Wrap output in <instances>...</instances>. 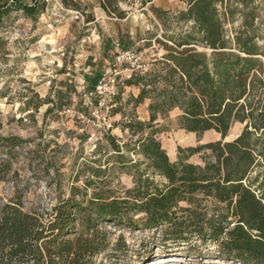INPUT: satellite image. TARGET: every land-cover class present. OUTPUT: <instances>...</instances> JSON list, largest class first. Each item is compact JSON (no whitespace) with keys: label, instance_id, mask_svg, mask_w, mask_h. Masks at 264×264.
Here are the masks:
<instances>
[{"label":"trees","instance_id":"trees-1","mask_svg":"<svg viewBox=\"0 0 264 264\" xmlns=\"http://www.w3.org/2000/svg\"><path fill=\"white\" fill-rule=\"evenodd\" d=\"M121 1L100 4L109 16L124 18ZM152 1L140 0L142 7ZM186 1L187 8L175 17L192 25L179 32H170L167 22L173 16L168 11L152 7L165 26L164 40L156 38L165 53L153 67L135 70L124 81L140 90L130 99L135 106L150 99L149 120L124 125L140 134L133 150L146 159L145 169L134 164L135 186L122 196L97 193L87 205L68 198L46 212L27 211L19 199L5 203L0 210V264H95L108 243L100 221L128 226L142 221L147 229H161L165 246L197 236L217 243L230 264H264V32L256 26L264 15L252 8L242 14L240 26L229 28L227 22L237 21L241 12L233 4L249 0ZM63 4L81 9L68 0ZM21 9L36 13L34 6ZM86 20L95 17L89 14ZM118 43L126 51L132 40L122 35ZM101 77L87 76L85 93L95 91ZM176 108L182 129L198 135L215 130L222 139L179 147L172 161L156 134L158 118ZM235 123L243 128L226 140ZM6 139L12 140L0 134V141ZM113 147L120 151L118 144ZM201 152L202 163L190 161ZM7 168L0 165V180ZM207 199L215 202L213 213ZM138 214L144 215L140 221L134 219Z\"/></svg>","mask_w":264,"mask_h":264},{"label":"rangeland","instance_id":"rangeland-1","mask_svg":"<svg viewBox=\"0 0 264 264\" xmlns=\"http://www.w3.org/2000/svg\"><path fill=\"white\" fill-rule=\"evenodd\" d=\"M57 1L48 6V14L40 13L36 19L19 12L17 4L0 20V134L12 138L0 141V165L8 167L0 180V210L19 199L27 211L46 212L68 198L87 205L97 193L122 196L133 188L134 164L145 169L146 159L133 150L140 134L133 135L124 125L131 120L148 121L150 99L135 106L130 99L140 90L124 81L135 70L153 67L165 53L156 42V38L164 40L165 26L153 6L173 16L167 22L170 32L192 25L175 17L187 8L186 0H157L144 7L140 0H123L120 9L127 13L114 19L98 9L97 0H68L80 5L84 20L60 11ZM7 2L0 0V7ZM233 7L241 12L237 21L227 22L229 28L240 26L242 14L252 8L264 15V0L234 3ZM89 14L95 23L87 22ZM256 26L264 32L263 21L257 20ZM123 33L132 37L129 50L141 53L137 61L130 56L118 60L121 48L116 43ZM94 73L106 75L113 84L112 93L105 99L99 96L98 105L94 104L96 95L89 99L85 93L86 77ZM180 113L176 108L157 121L156 137L172 161L177 160L179 147L222 139L215 130L198 135L182 129ZM242 128L235 123L227 139ZM202 155L194 154L190 161L202 163ZM204 203L213 213L215 202L207 199ZM143 216L134 219L140 221ZM141 222L128 226L100 221L99 226L108 232V243L95 264H230L210 239L193 236L190 241L165 246L161 229H147ZM77 230L81 231L80 225Z\"/></svg>","mask_w":264,"mask_h":264},{"label":"built area","instance_id":"built-area-1","mask_svg":"<svg viewBox=\"0 0 264 264\" xmlns=\"http://www.w3.org/2000/svg\"><path fill=\"white\" fill-rule=\"evenodd\" d=\"M44 1H46V3H50L51 1L53 2L55 0H44ZM37 2L38 1L35 0L31 3V5L35 6ZM56 4H57L60 11H65L67 14H70L73 19H75V20L83 19L84 20V15L82 14V12L80 10L68 8L60 0L57 1ZM8 5H10V7H14L17 5V1L16 0H9ZM19 12L23 13L24 9H20ZM50 26H52V25H50ZM116 45L118 47H120L118 42L116 43ZM140 54L141 53L137 52V51H132V50L123 51V50H121L119 52V55L117 56V58H118V60H121L127 56H130V57L135 58V61H137L141 57ZM112 88H113V84L111 83L110 79L107 80L106 75H105L96 84L95 91L87 93L86 96H87V98L91 99L92 96L99 95V96H102L103 99H105L107 96H109L112 93V90H111Z\"/></svg>","mask_w":264,"mask_h":264},{"label":"crops","instance_id":"crops-1","mask_svg":"<svg viewBox=\"0 0 264 264\" xmlns=\"http://www.w3.org/2000/svg\"><path fill=\"white\" fill-rule=\"evenodd\" d=\"M9 1V0H8ZM17 1V4H18V6H23V5H29V6H32L31 5V3L33 2V1H35V0H31L30 1V3H25L24 1H22V0H16ZM61 1V0H60ZM157 0H153L152 2H150V3H152V4H154L155 2H156ZM63 2V1H62ZM100 2H101V0H97V4L96 5H98V9L99 10H101V12L102 13H104V14H106L107 15V17L109 18V19H114L113 17H109L108 16V14L106 13V11L101 7V4H100ZM52 6V1L50 2V3H46V1H44V0H38V2L36 3V5L34 6V8L36 9V13L34 14V15H28V17H30V18H32V19H36L39 15H40V13H42V15H46V12H47V14L50 12V8L48 7V6ZM157 6V5H156ZM9 7H10V5H8V2H7V4H5V5H3L2 7H0V20H2L3 18H5L6 17V15H5V12H8L9 11ZM68 7V6H67ZM93 13V12H92ZM118 19V18H117ZM93 23H95V21H92ZM1 23V22H0ZM122 35H124V33L123 34H121L120 35V37L122 36ZM119 37V38H120ZM130 38H131V40H132V37L130 36ZM240 133V132H239ZM238 133V134H239ZM217 134V133H216ZM238 134H236L235 135V137L238 135ZM234 137V138H235ZM225 139H227V137L225 138ZM233 139V138H232ZM227 140H230V139H227Z\"/></svg>","mask_w":264,"mask_h":264},{"label":"bare ground","instance_id":"bare-ground-1","mask_svg":"<svg viewBox=\"0 0 264 264\" xmlns=\"http://www.w3.org/2000/svg\"><path fill=\"white\" fill-rule=\"evenodd\" d=\"M162 260V259H161ZM157 262V261H156Z\"/></svg>","mask_w":264,"mask_h":264},{"label":"water","instance_id":"water-1","mask_svg":"<svg viewBox=\"0 0 264 264\" xmlns=\"http://www.w3.org/2000/svg\"><path fill=\"white\" fill-rule=\"evenodd\" d=\"M238 136V135H237ZM227 140V139H226Z\"/></svg>","mask_w":264,"mask_h":264}]
</instances>
